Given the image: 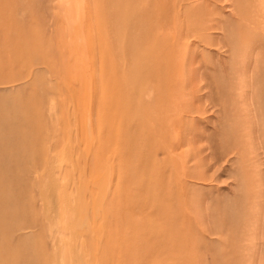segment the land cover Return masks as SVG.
<instances>
[{
  "label": "rangeland",
  "instance_id": "obj_1",
  "mask_svg": "<svg viewBox=\"0 0 264 264\" xmlns=\"http://www.w3.org/2000/svg\"><path fill=\"white\" fill-rule=\"evenodd\" d=\"M83 258L264 264V0H0V264Z\"/></svg>",
  "mask_w": 264,
  "mask_h": 264
},
{
  "label": "bare ground",
  "instance_id": "obj_2",
  "mask_svg": "<svg viewBox=\"0 0 264 264\" xmlns=\"http://www.w3.org/2000/svg\"><path fill=\"white\" fill-rule=\"evenodd\" d=\"M103 200H104V199H103ZM78 220H79V219H78ZM76 223H77V222H76ZM74 225H75V224H74ZM75 252H76V251H75ZM78 253H79V252H78ZM74 254H75V253H74ZM76 254H77V253H76ZM73 256H74V255H72V258H74ZM81 256H83V257H84L85 255H84V254H81V253H79V254H77V257H76V258H78V257H81ZM78 259H79V258H78ZM83 259H84V258H83ZM81 260H82V259H80V261H81ZM73 261H74V260H73ZM84 261H85V259H84ZM84 261H83V262H84ZM82 264H87V263H86V261H85V262H84V263H82Z\"/></svg>",
  "mask_w": 264,
  "mask_h": 264
}]
</instances>
